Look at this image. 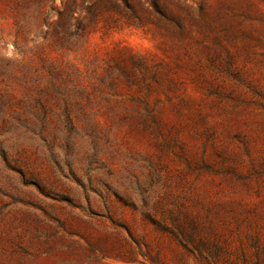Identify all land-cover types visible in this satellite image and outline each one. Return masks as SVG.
I'll list each match as a JSON object with an SVG mask.
<instances>
[{
	"label": "rangeland",
	"instance_id": "374dc122",
	"mask_svg": "<svg viewBox=\"0 0 264 264\" xmlns=\"http://www.w3.org/2000/svg\"><path fill=\"white\" fill-rule=\"evenodd\" d=\"M0 264H264V0H0Z\"/></svg>",
	"mask_w": 264,
	"mask_h": 264
}]
</instances>
